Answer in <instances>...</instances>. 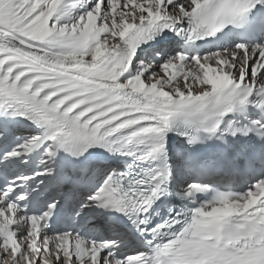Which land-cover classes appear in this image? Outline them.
Listing matches in <instances>:
<instances>
[{"label":"snow or ice","instance_id":"obj_1","mask_svg":"<svg viewBox=\"0 0 264 264\" xmlns=\"http://www.w3.org/2000/svg\"><path fill=\"white\" fill-rule=\"evenodd\" d=\"M0 264H264V0H0Z\"/></svg>","mask_w":264,"mask_h":264}]
</instances>
